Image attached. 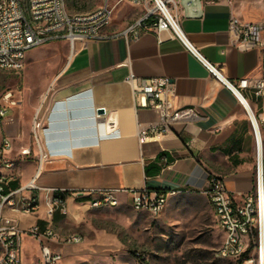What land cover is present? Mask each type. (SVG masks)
<instances>
[{
	"label": "crops",
	"instance_id": "1",
	"mask_svg": "<svg viewBox=\"0 0 264 264\" xmlns=\"http://www.w3.org/2000/svg\"><path fill=\"white\" fill-rule=\"evenodd\" d=\"M190 2L179 11L181 28L190 43L229 81L259 78L264 48L238 50L228 32V22L231 14L244 22L263 20L264 0H196L195 6L193 0ZM101 4V0H67L66 8L70 14H80ZM114 14L109 34L120 32L139 18L142 9L123 4ZM131 74L169 78L177 106L194 110L195 116L173 125L169 136L140 144L138 128L159 121L160 115L125 82ZM50 86L53 96L45 140L51 159L43 165L38 185L66 193L68 215L57 212L52 220L57 236L80 235L77 230L81 223L95 212L90 208L96 197L93 191H118L119 204L108 208L111 210L132 208L130 190L168 194L169 200L182 193L203 194L212 176L224 180L236 205L241 206L255 192L258 149L246 110L169 32L148 31L130 43L123 38L77 43L47 89ZM247 97L260 129L264 160V109L253 94L247 92ZM4 109L7 115L0 121V145L4 138L13 144L11 157L16 160L18 178L10 187L17 189L27 185L37 171L35 158L21 154L32 148V117ZM100 110L107 120L112 118L117 123L110 135H103L98 126ZM161 155L170 162L164 171L158 164ZM0 173L8 175L11 171L0 168ZM24 195L30 197L31 193ZM43 203L42 199L35 214L7 210L6 215L17 219L23 230L37 225L43 232L47 228ZM29 244H34L41 257L38 242L24 236L23 264ZM49 246L65 255L73 245L51 241Z\"/></svg>",
	"mask_w": 264,
	"mask_h": 264
},
{
	"label": "built area",
	"instance_id": "2",
	"mask_svg": "<svg viewBox=\"0 0 264 264\" xmlns=\"http://www.w3.org/2000/svg\"><path fill=\"white\" fill-rule=\"evenodd\" d=\"M66 1L0 0V71L12 72L22 77L27 55L39 47L54 42H67L72 55L77 43L88 44L114 38H123L130 43L138 40L148 31L169 32L172 39L178 40L218 82L236 96L252 123L258 149L255 192L249 195L241 206L236 205L231 193L226 189L224 180L212 176L203 194L207 197L214 210L218 226L224 233L222 245L217 252L218 257L237 263L253 245L260 260L264 250V160L263 153L260 160V148L262 150L260 129L249 106L247 92L253 94L264 109V60L259 78H242L237 83L226 79L221 69L208 62L190 43L181 28L179 11L183 6L191 5L190 0H101L100 7L80 14H70L66 8ZM193 1L195 6L196 0ZM122 4L140 8L142 14L120 32L109 34L107 30L113 22L115 10ZM228 32L233 45L240 51L264 48V19L244 22L231 14ZM125 82L133 88L136 96L145 97L147 106L158 111L160 115L159 121L138 128L140 144L169 136L173 125L195 116L194 110L177 106L172 81L167 77L139 78L131 74ZM52 96L53 87L50 86L43 93L32 116V148L22 150L21 154L35 158L37 171L24 187L17 189L10 187V183L18 178L16 160L11 157L13 144L11 140L4 138L0 145V168L11 171L8 175L0 173V264H23L24 236H30L38 242L41 264H59L64 258L61 251L51 249L49 246L51 241L70 246L84 242V238L78 234L56 235L52 220L57 212L64 216L68 215L66 193L59 189H43L38 185L42 167L51 159L46 148L45 133ZM6 115L7 111L1 108L0 118L3 119ZM97 123L103 135H110L117 128L115 120L112 118L107 120L105 113L97 114ZM158 164L163 171L170 167L166 155L159 157ZM260 166L262 186L259 176ZM26 191L31 193L30 197L24 195ZM92 193L96 197L90 204L91 209L113 208L119 204L118 191L105 190ZM128 193L131 195V206L134 210L146 212L153 217H160L168 205V194L151 193L147 189L130 190ZM42 199L47 222V228L43 232L37 225L23 230L17 219L6 215L7 210H17L23 215L38 213ZM249 262L251 261L246 259L243 264Z\"/></svg>",
	"mask_w": 264,
	"mask_h": 264
},
{
	"label": "rangeland",
	"instance_id": "3",
	"mask_svg": "<svg viewBox=\"0 0 264 264\" xmlns=\"http://www.w3.org/2000/svg\"><path fill=\"white\" fill-rule=\"evenodd\" d=\"M69 51L67 42L47 44L27 55L22 77L0 71V109L17 110L31 119ZM77 232L84 242L71 246L59 264H239L218 257L224 233L207 197L199 193L174 196L160 217L131 207L98 209ZM251 246L249 264H260ZM24 264H41L34 244L26 246Z\"/></svg>",
	"mask_w": 264,
	"mask_h": 264
},
{
	"label": "bare ground",
	"instance_id": "4",
	"mask_svg": "<svg viewBox=\"0 0 264 264\" xmlns=\"http://www.w3.org/2000/svg\"><path fill=\"white\" fill-rule=\"evenodd\" d=\"M260 153H261V148H260ZM260 160H261V154H260ZM260 183H261V186H262V169H261V166H260ZM259 263L260 264H264V250L262 251V255H261V259L259 260Z\"/></svg>",
	"mask_w": 264,
	"mask_h": 264
},
{
	"label": "trees",
	"instance_id": "5",
	"mask_svg": "<svg viewBox=\"0 0 264 264\" xmlns=\"http://www.w3.org/2000/svg\"><path fill=\"white\" fill-rule=\"evenodd\" d=\"M246 259H248V253L243 255L242 259L239 261V264H242V262Z\"/></svg>",
	"mask_w": 264,
	"mask_h": 264
},
{
	"label": "water",
	"instance_id": "6",
	"mask_svg": "<svg viewBox=\"0 0 264 264\" xmlns=\"http://www.w3.org/2000/svg\"><path fill=\"white\" fill-rule=\"evenodd\" d=\"M99 114L103 115L104 114V111L103 110H100L99 111Z\"/></svg>",
	"mask_w": 264,
	"mask_h": 264
}]
</instances>
